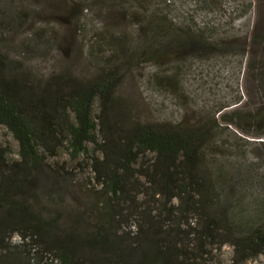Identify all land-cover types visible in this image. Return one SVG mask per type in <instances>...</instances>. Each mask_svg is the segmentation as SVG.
Wrapping results in <instances>:
<instances>
[{"label":"trees","instance_id":"1","mask_svg":"<svg viewBox=\"0 0 264 264\" xmlns=\"http://www.w3.org/2000/svg\"><path fill=\"white\" fill-rule=\"evenodd\" d=\"M113 1L143 20L139 10L148 0ZM150 20V41L209 46L202 35L182 37L162 21L165 13ZM160 79L174 92L173 78ZM120 80L113 58L88 78L69 70L38 78L0 51V125L18 144L15 159L0 145V264H205L210 241L229 244L234 264L263 253L264 227L229 212L231 183L207 160L221 122L247 135L263 120L221 108L217 118L192 125L142 121L115 95ZM95 99L100 111L93 117ZM61 149L71 160L85 156L100 186L77 212L55 196L72 178L47 162ZM148 153L152 159L138 164Z\"/></svg>","mask_w":264,"mask_h":264},{"label":"rangeland","instance_id":"2","mask_svg":"<svg viewBox=\"0 0 264 264\" xmlns=\"http://www.w3.org/2000/svg\"><path fill=\"white\" fill-rule=\"evenodd\" d=\"M119 4L0 0V51L38 78L63 70L88 78L113 58L121 74L115 95L142 121L192 125L232 111L261 118V126H251L247 135L221 122L207 160L231 183L229 212L246 226L264 227V136L259 135L264 133V0H148L139 10L143 20L130 19L134 8ZM155 13H165L167 20L162 21L182 37L202 35L209 46L177 49L166 40L146 39ZM162 77L174 79V92L161 83ZM99 111L95 99L93 117ZM0 145L8 148L9 159L17 158L18 144L3 125ZM152 157L148 153L138 164ZM47 162L72 174L55 194L63 198L65 209L77 212L88 206L100 186L86 157L71 160L61 149ZM206 249L205 264H234L229 244L210 241ZM239 264H264V252Z\"/></svg>","mask_w":264,"mask_h":264},{"label":"built area","instance_id":"3","mask_svg":"<svg viewBox=\"0 0 264 264\" xmlns=\"http://www.w3.org/2000/svg\"><path fill=\"white\" fill-rule=\"evenodd\" d=\"M11 240H12V242H18L19 240H20V237L19 236H17V235H14L12 238H11ZM52 258L50 257L49 258V260H51ZM53 260V262H57V260L56 259H52Z\"/></svg>","mask_w":264,"mask_h":264}]
</instances>
